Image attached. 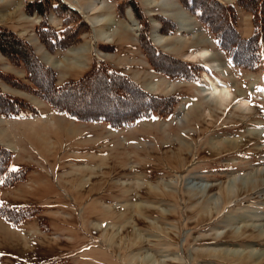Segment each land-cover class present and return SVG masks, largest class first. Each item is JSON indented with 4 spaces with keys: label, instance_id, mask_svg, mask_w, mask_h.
I'll return each instance as SVG.
<instances>
[{
    "label": "rangeland",
    "instance_id": "rangeland-1",
    "mask_svg": "<svg viewBox=\"0 0 264 264\" xmlns=\"http://www.w3.org/2000/svg\"><path fill=\"white\" fill-rule=\"evenodd\" d=\"M97 2L107 46L65 0H0V264H255L213 251L264 250V0Z\"/></svg>",
    "mask_w": 264,
    "mask_h": 264
},
{
    "label": "bare ground",
    "instance_id": "bare-ground-1",
    "mask_svg": "<svg viewBox=\"0 0 264 264\" xmlns=\"http://www.w3.org/2000/svg\"><path fill=\"white\" fill-rule=\"evenodd\" d=\"M145 1L146 3H149V4L151 3L152 5L162 4V6L164 7L168 6L165 4L166 0H162L159 2L153 1V0H145ZM65 2L67 3L66 5H68V7L72 11L77 13L81 17V19L88 25V27L90 28L89 33L91 34V41L92 40L96 41V39H98V41L101 42L102 45H105V46L112 44L114 42V38L118 36V32L121 30H118L117 28L118 24H116L115 21L111 17L103 15V13L105 12L104 11L105 9L103 8L104 6L100 5V2H97V0H88V2L84 5H81L78 0H72V1L65 0ZM168 14H166L165 17L168 19L174 20L175 23L179 26L178 27L179 31L181 32L182 31L184 32L185 30L191 31V29L189 28L191 26L189 23V20L183 13L179 12L174 15H168ZM0 19L3 20V16L0 17ZM104 26H106V28H104ZM123 29L126 30L127 32L136 34L137 32L140 31V26L138 22L136 21V19L133 20V18L129 17V20L125 23V25H123ZM95 41L92 42V45L96 43ZM166 41L167 39L161 35L154 36V40H153V42L157 45V47L161 48L164 52L169 53L172 50L170 48H167ZM92 50L96 52L95 48H92ZM86 51H87V48L85 47V45L84 47H81L79 49L69 50V53L72 56L71 59L75 63L74 66L70 68L72 73H76L78 75L82 70L85 69L84 67L86 66V58H83L81 54L85 53ZM196 56L199 57V59L204 63L205 66L218 67V65L215 64L216 61L215 59H213V55L210 53V51L200 50L197 52ZM66 61H68L67 58H65L63 62H66ZM61 65H62L61 63H58L54 67H60ZM206 79H207L208 85L210 86V89H207V91L210 90L209 95H211L214 98L215 102L219 103L218 106L227 107L233 100V95L229 92V87L227 86V84L216 77L212 81L209 80L208 78ZM156 89L157 88H154L153 86L146 88V90L149 92H153ZM129 107L132 109V111L135 110L131 106ZM109 112L113 113L114 110L110 108ZM134 112H136V110ZM240 230L241 228H237L236 232L237 231L240 232ZM256 230L260 234L261 238H264V225H255L253 227V231H256ZM110 236H112L113 240H116V238L118 237V234L115 233V234H111ZM248 249L249 250L247 251L246 250L240 251L237 249H232V250L231 249H219L213 252L223 255V258L225 256L227 258H234L237 260H242L247 263L250 262L251 260L256 261L255 264H258V263H261V261H264V250L253 249V247L248 248ZM173 260L179 261V258L175 257ZM161 262L158 260H154V258L151 259L148 256H146V258L141 259L140 263L138 264H161ZM168 264H171V263H168Z\"/></svg>",
    "mask_w": 264,
    "mask_h": 264
},
{
    "label": "trees",
    "instance_id": "trees-1",
    "mask_svg": "<svg viewBox=\"0 0 264 264\" xmlns=\"http://www.w3.org/2000/svg\"><path fill=\"white\" fill-rule=\"evenodd\" d=\"M136 89V88H135ZM135 92H137V90H135ZM146 114V112H142V113H140V116H144ZM140 116H138V117H140ZM2 168V167H1ZM1 168H0V170H1Z\"/></svg>",
    "mask_w": 264,
    "mask_h": 264
}]
</instances>
